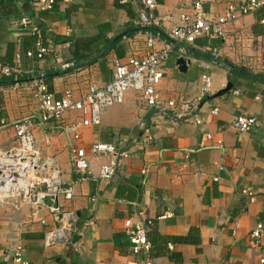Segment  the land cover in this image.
Here are the masks:
<instances>
[{"label": "crops", "instance_id": "0c3cea01", "mask_svg": "<svg viewBox=\"0 0 264 264\" xmlns=\"http://www.w3.org/2000/svg\"><path fill=\"white\" fill-rule=\"evenodd\" d=\"M126 1L54 0L50 10L37 13L38 0H0V68L14 65L18 41L23 51H34L37 37L12 29L21 17L35 24L49 50L42 59L24 57L16 77L0 73V120H35L41 83L55 98L65 90L80 97L88 86L106 84L113 61L144 57L148 36L155 38L153 48L161 49L168 42L164 33L178 25L180 15H191L197 1L214 17L228 4L245 0H152L148 27H141L137 17L146 0ZM78 43L87 50L75 62L70 50ZM179 57L189 61L185 71L178 68ZM163 72L157 91L164 101L194 100L201 77L212 79L213 94L198 107L200 124L159 116L129 91L121 105L103 111L98 127L80 126L78 146L107 143L125 153L112 180L87 182L77 181L68 139L57 129L82 118L71 114L37 128L35 146L57 162L72 198L59 200L55 216L43 208L35 213L30 205L0 207V264H15L17 245L23 248L25 264H139L144 256L131 252L127 220L144 222L154 264H260L264 7L237 19L223 38L174 45ZM228 84L230 91L215 97ZM213 108L218 109L216 116L210 114ZM239 115L256 118L250 132L232 127ZM13 140L12 128H0V147L11 146ZM102 162L93 161L94 172ZM64 213H73L66 230L69 244L45 247V233L61 225ZM165 213L171 216L160 220ZM259 223L262 235L254 245L250 235Z\"/></svg>", "mask_w": 264, "mask_h": 264}, {"label": "built area", "instance_id": "2783aa9c", "mask_svg": "<svg viewBox=\"0 0 264 264\" xmlns=\"http://www.w3.org/2000/svg\"><path fill=\"white\" fill-rule=\"evenodd\" d=\"M127 2L122 0V3ZM54 5V0H38L35 11H48ZM260 7H264V0H245L237 4H228L224 12L217 16L207 15L199 1L193 4L191 15L182 14L177 26L164 33L168 42L155 50V38L148 36L146 46L147 54L142 58H130L125 61L116 59L111 65V79L102 86H88L84 95L76 97L71 90H65L59 98L47 92L44 84L39 86L38 117L24 118L12 123L0 120V128L10 127L14 131V140L9 147H0V207L11 206L18 210L24 205H30L38 213L42 208L52 215L59 212V200H71L72 188L63 187L62 173L57 162L51 157H43L35 146L34 131L43 128L52 120L75 114L82 118V122H73L60 125L57 129L60 134L68 139L70 149V165L78 182L89 180H112L120 163L125 156L121 148L107 143H95L88 148L77 144L80 142V126L87 125L98 127L101 123L103 111L121 105L125 95L131 91L142 101L147 110L154 111L159 116L170 115L176 120L193 121L200 124L197 118L198 107L213 94V83L209 76H202L199 97L191 100L161 99L157 84L163 79V65L174 45H193L197 39L214 37L223 38L228 27L237 19L249 15ZM154 8L152 0H146L137 17L141 27L151 24L149 10ZM12 29L19 33L35 35L34 51H23L20 42L16 44L14 65L0 68V73L5 77H16L21 73L23 58L42 59L49 54L44 45L41 34L35 24L26 17H21L14 22ZM183 51V48H181ZM210 114L216 116L218 109L213 108ZM254 117L239 115L233 118L232 127L238 132H250L256 125ZM210 138V135H207ZM77 145V146H76ZM219 147L222 144L219 143ZM104 159L97 170L93 171V161ZM146 171L143 170L142 174ZM248 192V191H246ZM44 199H49L51 206L44 204ZM55 201L58 207H54ZM170 213H165L160 220L167 219ZM73 213H64L60 220L61 225L45 233L43 243L50 247L57 242L69 244L70 237L66 230L71 228ZM41 223H45L41 221ZM263 227L259 223L251 233V242L255 245L262 235ZM126 237L131 246L133 255L142 254L144 259L139 264H154L150 258L151 245L148 240L147 229L144 222L126 221ZM23 248L17 245L13 251V262L25 264L22 259ZM264 264V257L260 259Z\"/></svg>", "mask_w": 264, "mask_h": 264}, {"label": "water", "instance_id": "95a60500", "mask_svg": "<svg viewBox=\"0 0 264 264\" xmlns=\"http://www.w3.org/2000/svg\"><path fill=\"white\" fill-rule=\"evenodd\" d=\"M189 61L184 59L183 57H179L178 61H177V65L180 71H185L186 70V66L188 65ZM231 89V84H228L223 90H221L219 93H217L215 95V97L217 96H222L223 94H225L226 92L230 91ZM44 204L51 206L52 204L50 203L49 199H44ZM53 206L56 208L58 207V202L55 201V203L53 204ZM76 237H74L75 239Z\"/></svg>", "mask_w": 264, "mask_h": 264}, {"label": "trees", "instance_id": "16d2710c", "mask_svg": "<svg viewBox=\"0 0 264 264\" xmlns=\"http://www.w3.org/2000/svg\"><path fill=\"white\" fill-rule=\"evenodd\" d=\"M87 49H83V47L81 46V44H76V45H73L71 50H70V55L72 56V59L76 62V61H80L82 58H84V52L86 51ZM245 76L247 77H250V75H247L245 74ZM258 78V77H256Z\"/></svg>", "mask_w": 264, "mask_h": 264}]
</instances>
